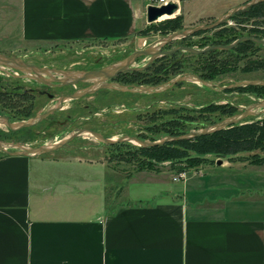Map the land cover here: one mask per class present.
Segmentation results:
<instances>
[{"label": "crops", "instance_id": "crops-1", "mask_svg": "<svg viewBox=\"0 0 264 264\" xmlns=\"http://www.w3.org/2000/svg\"><path fill=\"white\" fill-rule=\"evenodd\" d=\"M10 1L21 42L50 52L121 43L150 25L148 0ZM80 151L0 155V264H264V164L251 153L175 181L170 163L124 180L105 151ZM112 189L120 200L108 201Z\"/></svg>", "mask_w": 264, "mask_h": 264}, {"label": "rangeland", "instance_id": "rangeland-1", "mask_svg": "<svg viewBox=\"0 0 264 264\" xmlns=\"http://www.w3.org/2000/svg\"><path fill=\"white\" fill-rule=\"evenodd\" d=\"M250 1L252 0H179L180 9L176 14L166 16L161 21L150 25H157L166 19L183 15L184 28L182 30L168 35L149 33L146 37L144 35L147 32H144L137 38L121 43L70 44L53 47L50 52L47 48H37L21 42L18 5L10 0H0V53L22 58L26 63L38 67L68 72H87L115 65L133 53L150 47L160 51H169L178 47L206 49L211 47L216 40L221 39L216 36L220 31L229 30L228 36L223 37V41L234 37L238 39L254 37L248 32L251 25H246V28L238 27L230 18L217 27L197 32L185 38L178 37L167 43H163V39L174 33L213 25L233 8ZM259 39L264 40V33L260 35ZM178 53V59L183 63L182 72L179 75L170 76L165 83L154 85H164L163 87H169L167 89L154 93H131L115 89H102L81 99L66 102L62 110L56 111L31 128L11 131L6 126L0 125V141L38 147L58 142L82 128L91 129L107 138L119 139L123 136H134L146 141L160 140L168 136L165 124L179 115H192L197 122L204 123L198 129L193 126L186 127L189 133L226 119L232 109L237 110L236 114H239L264 101V95L234 91L237 83L264 82L263 71L244 72L247 62L264 59V45L255 43L254 48L243 55L234 52L217 53L218 59L230 62H228L226 72L219 74L214 80L208 81L211 82L210 85L203 84L193 78V75L199 77L197 71L199 68L197 67L200 61L197 55L184 51ZM149 61L150 56L143 55L138 57L131 67L142 68ZM183 76L191 78V80L167 86L170 81ZM42 79H48V76H44ZM0 80V85L6 86L0 87V93L4 89L10 90L11 93V101L8 104L0 98V116L7 117L11 122L27 120L43 114L55 104L56 99L92 86V81L80 82L75 86L46 85L40 80L7 67L0 68ZM109 80L111 79L106 82L114 83ZM116 84L123 83L118 81ZM149 86L153 85H144V87ZM40 91L46 92L45 95H42ZM25 92L28 95L23 98L22 95ZM47 93L52 94L54 99H49ZM224 106L228 108L213 112L205 111L208 107L214 110L215 107ZM174 111H180V113H171ZM255 111L259 114L247 118V121L264 118V106L256 108ZM139 147L130 142L110 146L100 143L91 136H82L61 149H65L67 153H64L67 155H78L81 153L80 150L89 149L92 151L91 153L102 156L105 151L109 169L115 171L118 177H124L125 180V177L138 172V166L132 158ZM1 154L3 153L0 152ZM204 158L215 161L218 157L207 155ZM162 165L163 163L156 164L157 171L167 168ZM123 185L130 189L134 183L123 182ZM121 193L116 189L109 190L108 201L110 202L116 197H118L116 200H120Z\"/></svg>", "mask_w": 264, "mask_h": 264}, {"label": "trees", "instance_id": "trees-1", "mask_svg": "<svg viewBox=\"0 0 264 264\" xmlns=\"http://www.w3.org/2000/svg\"><path fill=\"white\" fill-rule=\"evenodd\" d=\"M231 20L234 21L238 27L246 28V25L250 24L251 27L248 32L251 36L260 38V35L264 33V1H261L248 9L237 12L231 17ZM183 28L184 17L183 15H178L175 18L166 19L157 25H149L138 34L141 35L144 34V32H147V34L144 35L145 37L149 33L168 35L182 30ZM227 33H229V30L217 33L216 36L221 39L216 40L211 46H227L238 40V38L234 37L223 41V37L228 36ZM254 46V42L245 41L239 43L232 50L218 51L215 49L197 55V58H199L200 61L197 67L199 68L197 70L199 77L202 80L210 81L214 80L219 74L227 71L226 68L230 61L218 59L217 53L234 52L238 55H243L249 53ZM178 56L179 53L177 52L157 59L144 71L123 73L121 75V81L124 85L131 84L139 86H154L165 83L170 76H176L182 72L183 63L178 59ZM256 71L264 72V59L249 61L246 63L244 72L251 73ZM0 87L6 86L2 84ZM234 91L264 95V85L238 87L235 88ZM10 94V90L6 89L0 93V98L3 99L4 103L8 104V102L11 101ZM27 95L28 93L25 92L22 96L24 98L27 97ZM222 108L228 107H215L214 110L208 107L205 111L213 112ZM232 110L228 117L236 114L237 110ZM171 113H180V111H174ZM203 124L204 123L197 122L196 118L192 115H179V117H176L165 124V126H167L166 134L171 137L182 136L188 133L186 127L193 126L198 129L199 126ZM152 141L156 140L153 139ZM243 153L252 154L246 158L247 160H250L252 164H264V118L259 120H246L242 124L234 125L225 130H220L191 140L172 141L156 147H139L132 159L138 166L137 170L140 172L157 171L156 164L169 162L172 164V168L180 174L190 168H196L202 164L214 162L204 158V156L216 155L218 158H225L235 157Z\"/></svg>", "mask_w": 264, "mask_h": 264}, {"label": "water", "instance_id": "water-1", "mask_svg": "<svg viewBox=\"0 0 264 264\" xmlns=\"http://www.w3.org/2000/svg\"><path fill=\"white\" fill-rule=\"evenodd\" d=\"M261 1H264V0H252L242 6L233 8L227 14L222 16L218 21H216V23H214L213 25L200 26L195 29L185 31L182 33H174L170 36H167L165 39H163V43L170 42L178 37L185 38L197 32L217 27L225 20H229L237 12L248 9L249 7ZM179 9H180V6L174 2H170L167 5H163L161 7H156L152 5L148 6L147 20L149 24L156 23L160 21V19L164 16H172L176 14L179 11ZM245 41H252L254 43L264 45L263 39H259L256 37H245V38L238 39L234 43L227 45V46H222V45L211 46V47H208L206 49H201V50L191 48V47H178V48H175L169 51H160L159 49H154L153 47H150L146 50L133 53L130 57H128L124 61H121L115 65H112V66H109V67H106L100 70L87 71V72H68V71H63V70L38 67V66L26 63L22 58L11 57V56H7L5 54L0 53V68L7 67L13 70H17L23 74H26L28 77L37 79L38 81L40 80L46 84L56 82L60 85L75 86L77 83L86 82V81H92L94 83V85H92L91 87L76 91L73 94L65 95V96H62L56 99L55 104L52 107H50L45 113L36 115L33 118L18 121V122H11L7 117L0 116V125L6 126L11 131H19L21 129L31 128L41 123L42 121H44L46 118H48L50 115H52L56 111L62 110L66 102L71 101V100L81 99L82 97L86 95L94 94L97 91L102 90V89H115L121 92H131V93L159 92L169 87H163L164 85L163 86H149V87H144V86H132L131 87V86L119 85L116 83H107L106 81L108 79H113L116 75L121 74V73L143 71L151 63H153L157 58H160L162 56L171 55L179 51L181 52L184 51V52L192 53L195 55H200L202 53H205L210 50H215V49L216 50H232L239 43L245 42ZM143 55H149L150 61L142 68L131 67V65L135 63L136 59ZM44 76H48V79H42ZM193 78L196 81H199L203 84H206V85L211 84V82L202 80L198 76L193 75ZM184 80L188 81V80H191V78L184 77V76L178 77L176 80L170 81L167 84V86H172ZM250 85H264V82L262 83H257V82L237 83L235 88L246 87ZM262 106H264V101L245 110L242 113L233 115L231 117H227L226 119H223L222 121L214 123L212 125H208L204 127L203 129L192 131V132H189L187 134H184L178 137L166 136L156 141H145V140L139 139L138 137H134V136H123L119 139L107 138L104 135L96 131H93L91 129L82 128V129L76 130L75 132L71 133L70 135L61 139L58 142L47 144V145H42L38 147H33L30 145L12 144V143H6V142L0 141V152L6 155L41 156V155H46V154L58 151L59 149L63 148L64 146L72 142L74 139L82 137V136H91L92 138L98 140L100 143L110 145V146L124 143V142H130V143H135L140 147H146V148L156 147V146H161V145H164L172 141L195 139L203 135L215 133L220 130H225L234 125L242 124L247 118L258 115L259 113L255 111V109L258 107H262ZM218 164L220 165L222 164V162L220 161Z\"/></svg>", "mask_w": 264, "mask_h": 264}, {"label": "built area", "instance_id": "built-area-1", "mask_svg": "<svg viewBox=\"0 0 264 264\" xmlns=\"http://www.w3.org/2000/svg\"><path fill=\"white\" fill-rule=\"evenodd\" d=\"M149 1V6H156V7H161L163 5H167L170 2H174L177 1L178 5H179V0H148ZM186 174L185 173H181L179 174V177L174 178L175 181L179 180L180 178H185Z\"/></svg>", "mask_w": 264, "mask_h": 264}, {"label": "flooded vegetation", "instance_id": "flooded-vegetation-1", "mask_svg": "<svg viewBox=\"0 0 264 264\" xmlns=\"http://www.w3.org/2000/svg\"><path fill=\"white\" fill-rule=\"evenodd\" d=\"M156 60H157V59H156ZM156 60H155V61H156ZM155 61H154V62H155ZM154 62H153V63H154ZM153 63H151L149 66H151ZM149 66H148V67H149ZM148 67H147V68H148ZM147 68H146V69H147ZM143 71H144V70H143ZM134 72H137V71H134ZM126 73H132V72H126ZM122 74H123V73L116 75L113 79H111V80H109V81L114 82V83H116V82L118 83V81L120 82V81H121V75H122ZM44 84H45V83H44ZM46 85H51V86H53V85H60V84H58V83H56V82H52V83H49V84H46ZM92 85H94L93 82H92ZM120 85H124V84H120ZM130 85H131V84H130ZM126 86H127V85H126ZM40 93H41L42 95H45L46 92H44V91H40ZM47 97H48L49 99H54V98H53L54 96H53L52 94H50V93H49V94L47 93Z\"/></svg>", "mask_w": 264, "mask_h": 264}, {"label": "bare ground", "instance_id": "bare-ground-1", "mask_svg": "<svg viewBox=\"0 0 264 264\" xmlns=\"http://www.w3.org/2000/svg\"><path fill=\"white\" fill-rule=\"evenodd\" d=\"M166 16H164V17H162L161 19H160V21L162 20V19H164Z\"/></svg>", "mask_w": 264, "mask_h": 264}]
</instances>
